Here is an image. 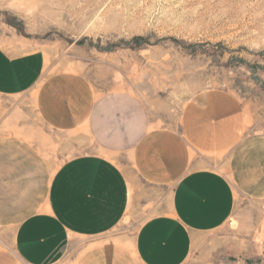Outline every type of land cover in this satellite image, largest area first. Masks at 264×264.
Wrapping results in <instances>:
<instances>
[{
	"label": "crops",
	"instance_id": "1",
	"mask_svg": "<svg viewBox=\"0 0 264 264\" xmlns=\"http://www.w3.org/2000/svg\"><path fill=\"white\" fill-rule=\"evenodd\" d=\"M184 108L178 127L155 126L135 94H99L48 67L33 40L0 35V264H185L203 235L229 223L239 196L264 201V133L248 132L237 94L202 90ZM37 123L62 134L58 150L95 151L53 172V146L32 140ZM138 182L170 189L166 210L133 237L87 241L121 224L144 191Z\"/></svg>",
	"mask_w": 264,
	"mask_h": 264
},
{
	"label": "rangeland",
	"instance_id": "2",
	"mask_svg": "<svg viewBox=\"0 0 264 264\" xmlns=\"http://www.w3.org/2000/svg\"><path fill=\"white\" fill-rule=\"evenodd\" d=\"M5 32L33 40L48 67L83 76L99 94H135L155 126L178 127L190 98L220 89L241 99L248 132L264 133V0H0ZM34 131V144L55 150L53 172L95 151L76 142L58 150L61 133L41 123ZM144 187L121 224L87 241L133 237L166 210L171 190ZM237 202L229 223L203 235L185 264H264V201Z\"/></svg>",
	"mask_w": 264,
	"mask_h": 264
}]
</instances>
